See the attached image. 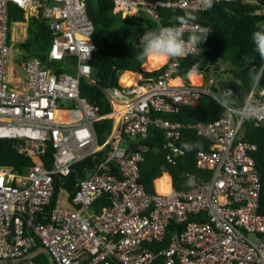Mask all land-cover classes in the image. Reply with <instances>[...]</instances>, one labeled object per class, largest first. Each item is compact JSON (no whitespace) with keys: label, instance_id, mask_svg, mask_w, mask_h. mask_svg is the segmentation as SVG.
Listing matches in <instances>:
<instances>
[{"label":"built area","instance_id":"2783aa9c","mask_svg":"<svg viewBox=\"0 0 264 264\" xmlns=\"http://www.w3.org/2000/svg\"><path fill=\"white\" fill-rule=\"evenodd\" d=\"M231 1L251 0L213 4ZM10 5L26 19L16 25L27 30L28 18L36 15L52 37L45 60L21 50L17 64L23 76L15 79L9 71ZM113 9L144 14L158 27H179L183 33L203 30L196 23L162 24L160 12L205 10L201 0H113ZM92 30L87 0H0V139H12L17 153L31 160L21 171L0 164V258L15 259L41 245L52 264H264L261 181L252 155L257 145L243 140L244 121L225 110L213 121L192 125L210 142L208 150L196 153L198 168L210 171L204 179L189 174L186 188L176 191L169 177L166 192L156 189V179L153 191L139 180L152 125L164 130L168 163L184 154L181 126L153 113L195 104L202 94L213 96L210 86L219 88L214 76L198 73L197 83L183 81L176 58L166 59L151 78L141 75L125 85L118 78L114 87L96 84ZM84 82L103 93L109 111L81 95ZM257 82L249 96L264 101V89L254 94ZM107 117L113 123L100 140L95 125ZM256 120L263 121L264 114ZM262 145L264 156V138ZM103 194L107 201L95 211ZM171 224L175 230L160 247Z\"/></svg>","mask_w":264,"mask_h":264},{"label":"trees","instance_id":"16d2710c","mask_svg":"<svg viewBox=\"0 0 264 264\" xmlns=\"http://www.w3.org/2000/svg\"><path fill=\"white\" fill-rule=\"evenodd\" d=\"M160 12L161 23L165 25L180 23L186 15H194L196 19L189 23L200 25L203 31L208 34L206 41L201 45V50L184 58H178L177 76L188 82L189 73L194 72L190 74V80L197 83L199 75L196 73H202L205 79L209 74L213 76L228 75L230 82H227L224 88L232 91L236 101L235 107L240 106L251 93L254 80L250 73L254 69L264 66V60L254 52L251 41V33L256 30L257 24L264 22V0L217 2L212 4L211 8L201 11L161 9ZM117 14L118 12L113 9V0H94V3L87 0V15L93 25L91 39L95 46L90 59L91 79L96 84L111 87L118 85V78L123 72L143 73V78L146 79L157 75L162 70L160 67L145 72L142 70V65L146 61L139 62L135 59L136 54L140 51V36L149 29L157 28V24L144 14L119 13L120 23L117 25ZM23 15L22 9L10 5V24L24 22L26 19ZM27 22V37L18 46L29 55H35L41 60H45V51L52 38L47 22L39 19L36 15L29 17ZM20 29L22 26H18V30ZM188 34L189 32L184 33V38H187ZM137 76L140 75L124 73L120 77V83L128 84L130 79ZM263 89L264 78L257 82L254 94ZM210 90L214 94L221 92L214 86H210ZM81 95L97 104L102 112L111 109L103 93L95 85L84 82ZM261 98L264 100V97ZM224 111L225 109L215 104L212 95L202 94L195 104L179 106L170 113H153L155 118L168 119L181 126L179 145L184 154L178 157L175 163H168L165 159L167 150L164 145L167 139L164 130L159 126L152 125L149 129V136L144 141L148 150L144 152V158L139 164V180L147 191H153L155 179L158 191L169 190L162 191L161 189L164 183L169 186L168 174L176 191L186 188L189 174L195 175L198 179H204L210 175L209 170L198 168L196 160L197 151L208 150L210 142L197 135L192 125L198 122L213 121L219 118ZM112 123L111 117L96 123L95 132L98 139L101 140L107 136ZM242 138L257 145V150L252 155L261 181L258 212L264 214V156L262 154L264 120L259 122L255 118L244 121ZM186 144L191 145L190 150L185 148ZM49 154L47 151L46 155L49 156ZM0 164L20 170L29 166L31 160L17 153L12 139L1 138ZM67 182L66 191L71 198L74 188L69 179ZM105 201H107V194H103L97 200L94 210L99 211L97 207L104 204ZM174 227V224L170 225L163 241L159 244L160 247L168 244L171 233L175 230Z\"/></svg>","mask_w":264,"mask_h":264},{"label":"clouds","instance_id":"9594fccd","mask_svg":"<svg viewBox=\"0 0 264 264\" xmlns=\"http://www.w3.org/2000/svg\"><path fill=\"white\" fill-rule=\"evenodd\" d=\"M213 0H201L204 9L211 8ZM194 15H186L180 22L189 23L195 20ZM208 34L203 30H192L187 39L181 28L174 26H159L157 28L145 31L139 38L140 51L135 59L139 62L148 60H165L184 58L193 51L202 49L201 45L206 41ZM253 50L264 60V22H259L256 30L251 33ZM250 76L253 80L259 81L264 78V66L254 69ZM213 100L216 105L232 114L238 121L253 120L261 114H264V101L257 100L248 96L243 103L235 107L236 101L233 98L231 90L214 94ZM185 148L191 149V145H185Z\"/></svg>","mask_w":264,"mask_h":264},{"label":"crops","instance_id":"0c3cea01","mask_svg":"<svg viewBox=\"0 0 264 264\" xmlns=\"http://www.w3.org/2000/svg\"><path fill=\"white\" fill-rule=\"evenodd\" d=\"M12 25V32H11V39L12 40H14V38H19L20 36L18 35L19 33H17L16 31H15V28L17 27V26H19V25H16V23L15 22H12L11 23ZM13 26H14V28H13ZM21 26V25H20ZM22 31H23V37L26 35V37H27V30H25V28L22 26ZM12 33H13V35H12ZM24 42V41H23ZM23 42H17L18 44L19 43H23ZM18 50H19V52L21 53V48L19 47L18 48ZM20 55V54H19ZM18 60V58L17 59H15V58H13V55H12V51H11V62H10V64H9V71H10V77L12 78V79H15L16 77H22L23 76V72H22V70L20 69V67L18 66V64H17V61ZM166 61V59L164 60V62ZM163 62V63H164ZM163 63H161L160 65H157V66H155V67H153V68H145L143 65H142V70L143 71H145V72H148V71H152V70H154V69H158V68H160L161 66H162V64ZM144 64V63H143ZM19 71L21 72V74H19ZM124 73H138L140 76L141 75H143V73H139V72H129V71H127V72H123V73H121L120 74V76H119V83H120V77H121V75L122 74H124ZM192 73H194V72H190L189 73V75H188V78L190 79V74H192ZM196 73V72H195ZM202 74V73H201ZM139 76V77H140ZM203 78H204V75H203ZM252 90V89H251ZM251 94V93H250ZM168 174V173H167ZM170 177V176H169ZM171 178V177H170ZM161 189H162V191L163 190H167V189H169V186L167 185V183L165 184H163L162 185V187H161Z\"/></svg>","mask_w":264,"mask_h":264},{"label":"rangeland","instance_id":"374dc122","mask_svg":"<svg viewBox=\"0 0 264 264\" xmlns=\"http://www.w3.org/2000/svg\"><path fill=\"white\" fill-rule=\"evenodd\" d=\"M93 3H94V0H91ZM120 23V14L118 13L117 14V22H116V24L118 25ZM13 28H14V26H13ZM15 31L17 32V33H19L18 35L20 36V37H23V31H22V29H20V30H18V28L16 27L15 28ZM12 35H13V33H12ZM24 37H26V36H24ZM8 43L9 44H12V55H13V58H15V59H19V57H20V52H19V50H18V48H19V46H18V43H13V41L12 40H9L8 39ZM25 53H27L26 51H24ZM28 54V53H27ZM19 74H21V72L19 71ZM214 79H215V81H216V85H218V89H222L224 86H225V84L227 83V82H230V76H228V75H224V74H220V75H218V76H214ZM205 82V81H204ZM64 193H59L58 194V196H62ZM249 238L250 239H255V236L254 235H252V234H250L249 235Z\"/></svg>","mask_w":264,"mask_h":264},{"label":"water","instance_id":"95a60500","mask_svg":"<svg viewBox=\"0 0 264 264\" xmlns=\"http://www.w3.org/2000/svg\"><path fill=\"white\" fill-rule=\"evenodd\" d=\"M254 87H252L253 89ZM252 91V90H251ZM168 176H170L168 174ZM44 254L49 262V264H52V259L50 257V254L49 252L47 251V249L44 247V246H41L39 245L37 248H35L34 250L30 251L27 255H26V259L28 260H31L35 255L37 254ZM16 259H11V260H8V259H3V258H0V264H15L16 263Z\"/></svg>","mask_w":264,"mask_h":264},{"label":"flooded vegetation","instance_id":"af4514ba","mask_svg":"<svg viewBox=\"0 0 264 264\" xmlns=\"http://www.w3.org/2000/svg\"><path fill=\"white\" fill-rule=\"evenodd\" d=\"M27 254L15 258L17 260L15 264H49L46 256L42 253L35 255L31 260L26 259Z\"/></svg>","mask_w":264,"mask_h":264},{"label":"bare ground","instance_id":"6f19581e","mask_svg":"<svg viewBox=\"0 0 264 264\" xmlns=\"http://www.w3.org/2000/svg\"><path fill=\"white\" fill-rule=\"evenodd\" d=\"M17 28H18V26H17ZM164 62V60L163 61H161V60H148V61H146L144 64H143V66L145 67V68H153V67H155V66H157V65H160L161 63H163ZM197 75H198V73H196ZM139 76H137V77H134V78H132V79H130V81L128 82V84L129 83H132L136 78H138ZM177 80H174V82H176ZM168 191V190H167ZM164 192H166V191H164Z\"/></svg>","mask_w":264,"mask_h":264}]
</instances>
